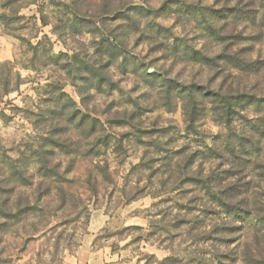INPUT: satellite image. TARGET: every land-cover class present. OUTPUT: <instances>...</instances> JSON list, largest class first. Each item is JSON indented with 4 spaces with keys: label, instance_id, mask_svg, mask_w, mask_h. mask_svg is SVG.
Wrapping results in <instances>:
<instances>
[{
    "label": "clouds",
    "instance_id": "obj_1",
    "mask_svg": "<svg viewBox=\"0 0 264 264\" xmlns=\"http://www.w3.org/2000/svg\"><path fill=\"white\" fill-rule=\"evenodd\" d=\"M0 264H264V0H0Z\"/></svg>",
    "mask_w": 264,
    "mask_h": 264
}]
</instances>
